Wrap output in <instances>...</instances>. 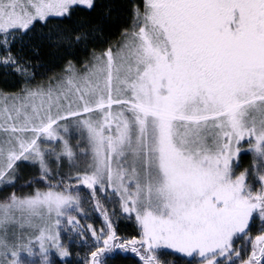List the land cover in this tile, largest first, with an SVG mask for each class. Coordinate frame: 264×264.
Returning a JSON list of instances; mask_svg holds the SVG:
<instances>
[{
  "label": "snow or ice",
  "instance_id": "1",
  "mask_svg": "<svg viewBox=\"0 0 264 264\" xmlns=\"http://www.w3.org/2000/svg\"><path fill=\"white\" fill-rule=\"evenodd\" d=\"M127 253L264 264V0H0V264Z\"/></svg>",
  "mask_w": 264,
  "mask_h": 264
},
{
  "label": "trees",
  "instance_id": "2",
  "mask_svg": "<svg viewBox=\"0 0 264 264\" xmlns=\"http://www.w3.org/2000/svg\"><path fill=\"white\" fill-rule=\"evenodd\" d=\"M123 25H119V27H122ZM118 28L116 31H118ZM14 90V89H12ZM242 163L244 164V166L246 167L251 159L250 155L247 153H242ZM34 175V172L32 169H26L25 170V177L27 179H31V177ZM35 187L40 188L41 191L46 190L44 185H35ZM28 191H31V189H28ZM21 194H27V192L25 193H21ZM101 202L104 204V206L107 208V204L105 203L106 201L103 200V198L101 197ZM110 208V207H108ZM119 234L122 237H128V238H133L136 237L138 235L137 230L135 228L134 225H130L129 222L127 221H123L120 223L119 225ZM138 257L134 254V253H127L122 255L121 257H119L116 261L110 262V264H138Z\"/></svg>",
  "mask_w": 264,
  "mask_h": 264
},
{
  "label": "rangeland",
  "instance_id": "3",
  "mask_svg": "<svg viewBox=\"0 0 264 264\" xmlns=\"http://www.w3.org/2000/svg\"><path fill=\"white\" fill-rule=\"evenodd\" d=\"M107 205V208L110 207V205L105 202ZM85 210L88 213V217L86 220H82L81 223H92L95 227H101L102 226V218L99 217L98 213L96 211H92L90 205L85 206ZM79 218V216H78ZM128 238V237H125ZM86 251V249H85Z\"/></svg>",
  "mask_w": 264,
  "mask_h": 264
}]
</instances>
